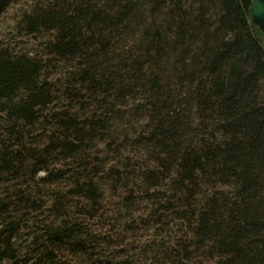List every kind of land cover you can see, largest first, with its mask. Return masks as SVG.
Here are the masks:
<instances>
[{"label":"trees","instance_id":"trees-1","mask_svg":"<svg viewBox=\"0 0 264 264\" xmlns=\"http://www.w3.org/2000/svg\"><path fill=\"white\" fill-rule=\"evenodd\" d=\"M251 1L1 0L44 55L0 42V184L43 171L96 205L102 173L130 189L124 203L139 193L184 231L179 249L153 244L150 264H264V35ZM62 97L76 110H51ZM39 124L46 141L26 146ZM51 154L83 172L52 174ZM51 197L54 220L37 226L25 191L0 193V264L90 254L66 195Z\"/></svg>","mask_w":264,"mask_h":264},{"label":"rangeland","instance_id":"rangeland-1","mask_svg":"<svg viewBox=\"0 0 264 264\" xmlns=\"http://www.w3.org/2000/svg\"><path fill=\"white\" fill-rule=\"evenodd\" d=\"M11 18V11H8L0 0V42L8 44L18 51H28L31 55L43 56L42 40H36L19 33L14 28ZM54 70L50 80L59 88L61 77L56 72L57 69ZM75 105L76 103L62 97L55 99L50 109L55 111L74 108L76 110ZM1 124L0 116V131ZM46 130L40 124L37 130L28 132L25 129L23 143L26 146L39 149L46 141ZM7 136L9 135L7 134ZM101 150L103 148H99V158L105 154ZM96 155L97 153H94L92 156ZM42 156L45 162H48V171L52 174L61 169L74 173L83 172L79 162L62 160L55 154ZM95 163L97 162H89L88 168H91ZM45 175L46 172L43 171L36 174L26 171L16 176L11 175L8 182H1L0 193L6 189L25 191V194L29 195L31 199L30 204L26 206V212L30 222L37 226L54 220L52 212L47 209L49 200L53 198L51 195L55 192L66 195L63 205L67 207V224L78 230L82 239L89 246L90 254L60 253L61 264H119L124 260H127V264H150L151 253L149 251L153 244H163L165 248L168 246L181 248L180 244L184 242V231L179 223L168 226L166 221L169 219L161 217L165 215L169 218L168 213H164L163 210L146 201L139 193L131 192V199H134L131 206L127 202L124 203L123 199L130 193V189L126 188L125 183L116 185L114 182H103L101 178L105 175L99 173L95 179L105 191L96 205H90L89 201L84 198L69 195L70 183L67 184V180L53 184L44 183L40 179ZM35 229L38 228L35 226Z\"/></svg>","mask_w":264,"mask_h":264},{"label":"water","instance_id":"water-1","mask_svg":"<svg viewBox=\"0 0 264 264\" xmlns=\"http://www.w3.org/2000/svg\"><path fill=\"white\" fill-rule=\"evenodd\" d=\"M250 19L264 35V0H252L249 6Z\"/></svg>","mask_w":264,"mask_h":264}]
</instances>
